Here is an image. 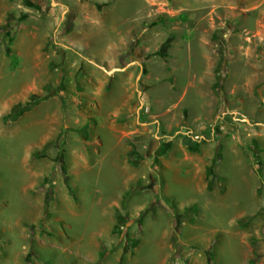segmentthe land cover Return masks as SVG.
I'll return each instance as SVG.
<instances>
[{
	"label": "rangeland",
	"instance_id": "374dc122",
	"mask_svg": "<svg viewBox=\"0 0 264 264\" xmlns=\"http://www.w3.org/2000/svg\"><path fill=\"white\" fill-rule=\"evenodd\" d=\"M117 1L0 0V264H264V0Z\"/></svg>",
	"mask_w": 264,
	"mask_h": 264
},
{
	"label": "trees",
	"instance_id": "16d2710c",
	"mask_svg": "<svg viewBox=\"0 0 264 264\" xmlns=\"http://www.w3.org/2000/svg\"><path fill=\"white\" fill-rule=\"evenodd\" d=\"M15 25H10L7 28V33L5 34V36H0L1 42H5L6 40L8 41V45H10L13 41V35H11V31L13 32ZM13 27V28H12ZM9 30V31H8ZM7 53L9 55H11L12 53V49L10 46L7 47ZM45 95H42L40 93H34L31 100L29 102H27L26 104H18L17 106H15L12 111L6 115L4 117L5 121H16L18 120V118L24 114L25 112L32 110L36 105H38L43 99H45ZM89 128V123H86L84 125V127L82 128V133H84V137L87 138L88 137V129ZM67 134H68V130L66 127H64L61 130V133L59 135L58 138V143L60 144V146L62 147V153H61V158L64 160L65 156L63 154H65L64 149H63V145L66 143L67 141ZM189 142L191 144H193L195 147L200 145V141L198 140V138H190ZM43 224V222L41 223V225Z\"/></svg>",
	"mask_w": 264,
	"mask_h": 264
},
{
	"label": "crops",
	"instance_id": "0c3cea01",
	"mask_svg": "<svg viewBox=\"0 0 264 264\" xmlns=\"http://www.w3.org/2000/svg\"><path fill=\"white\" fill-rule=\"evenodd\" d=\"M134 7L135 6H132L131 0H118L114 4L113 9L111 10L113 14H110V17L111 18L112 16L114 17L113 28H114L115 41L117 43V46L119 47H120V43L118 41V38L121 34L123 35V42H126L128 38L130 39L131 23L128 18L130 16L131 10ZM135 9H137V7ZM127 12H128V16H127Z\"/></svg>",
	"mask_w": 264,
	"mask_h": 264
}]
</instances>
